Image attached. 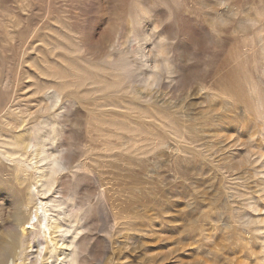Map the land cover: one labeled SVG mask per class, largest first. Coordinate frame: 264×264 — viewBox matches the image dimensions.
Wrapping results in <instances>:
<instances>
[{
    "label": "rangeland",
    "instance_id": "obj_1",
    "mask_svg": "<svg viewBox=\"0 0 264 264\" xmlns=\"http://www.w3.org/2000/svg\"><path fill=\"white\" fill-rule=\"evenodd\" d=\"M0 264H264V0H0Z\"/></svg>",
    "mask_w": 264,
    "mask_h": 264
},
{
    "label": "bare ground",
    "instance_id": "obj_2",
    "mask_svg": "<svg viewBox=\"0 0 264 264\" xmlns=\"http://www.w3.org/2000/svg\"><path fill=\"white\" fill-rule=\"evenodd\" d=\"M19 142V141H18ZM25 147V146H24ZM15 152H12V154H14ZM40 210V207H35L34 210H33V218L31 219V216L29 215L27 217V220L26 222L24 223H27V224H30V226L32 228H36L35 230L33 229V231H31L29 234L27 233H24L25 231V228L22 227V234H21V242L22 243H28V242H32L34 239H38L40 238L43 234L42 233H45V228H46V225L44 223V219H41L39 216H38V212ZM36 218V222L33 221V219ZM31 220V221H29ZM23 223V222H22ZM36 231V232H35ZM32 232H35V234H32ZM45 236V235H44ZM25 253L23 252V255Z\"/></svg>",
    "mask_w": 264,
    "mask_h": 264
}]
</instances>
